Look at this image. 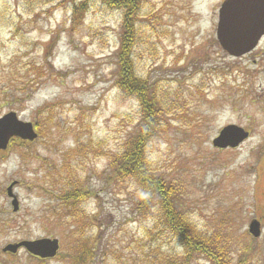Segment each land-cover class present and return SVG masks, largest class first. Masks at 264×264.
<instances>
[{"label": "rangeland", "instance_id": "obj_1", "mask_svg": "<svg viewBox=\"0 0 264 264\" xmlns=\"http://www.w3.org/2000/svg\"><path fill=\"white\" fill-rule=\"evenodd\" d=\"M128 1L136 33L129 58L145 82L148 123L137 94L116 83L124 8L0 0V117L13 111L37 133L0 150V264H213L202 254L189 258L157 202L138 210L135 178L109 171L142 126L145 165L176 188L195 242L222 264H264V153L255 157L264 146V37L232 57L215 36L223 0ZM82 2L86 10L72 24ZM157 105L158 121L150 110ZM228 124L249 138L237 149L214 148ZM13 180L16 212L5 190ZM70 188L80 190L75 212L58 199ZM75 217L82 222L72 224ZM253 218L263 221L257 238L248 233ZM43 237L60 243L44 263L23 249L2 252ZM83 241L90 254L76 261Z\"/></svg>", "mask_w": 264, "mask_h": 264}, {"label": "trees", "instance_id": "obj_2", "mask_svg": "<svg viewBox=\"0 0 264 264\" xmlns=\"http://www.w3.org/2000/svg\"><path fill=\"white\" fill-rule=\"evenodd\" d=\"M125 2V4L122 3ZM116 2V4H115ZM128 0H105V3L109 4L111 7L114 4L118 8H124L125 12L123 13V26L120 39V45L117 49V59H118V70L120 78L116 81L117 86L130 94H137L140 101L144 105L143 112H145V122L148 123L151 112H149L146 107L148 103L145 100L146 96V86L144 81L138 80L132 72V64L129 58L131 52L132 42H134L136 33L133 32V26L131 20L133 19V13L129 9ZM85 2L79 4V6H73L71 14L73 18L71 20L72 24H76L78 19L77 16L79 13L84 12ZM154 104V102H152ZM150 105V104H149ZM157 105L152 110L154 116L152 118L158 121V109ZM153 126V124H151ZM149 132L147 131L146 126H142L141 129L137 132L135 137H132L124 152L117 155L114 160L109 163V171L113 174V177L117 180L131 179L135 178L139 187L141 188V193L139 196V202L136 207L138 210L143 211L152 204L153 201L157 202L162 210L163 217L165 218L166 225L174 234L179 236L183 246L187 249V253L191 254V258L194 254H202L207 259H209L213 264H222L221 256L220 259L215 256V254L208 252L206 247L199 245L195 242L194 235L192 230H190L188 221L181 214V209L178 206V201L176 199L177 190L176 188H171L166 182H164L160 176L156 175L153 171L150 170L149 166L145 165V146L147 142ZM80 190L77 188L64 190L63 195L58 196V199L63 203L66 209L69 211L75 212V204L73 198L77 195ZM77 196V198H80ZM82 217H75L72 224H80L82 222ZM79 234L76 237L77 243L80 240ZM90 244L87 241H83L80 244V247H77L80 254L75 257L74 260L81 261L90 254ZM221 255V254H219ZM218 256V255H217ZM87 259V258H86ZM175 264H187L183 262H178Z\"/></svg>", "mask_w": 264, "mask_h": 264}, {"label": "water", "instance_id": "obj_3", "mask_svg": "<svg viewBox=\"0 0 264 264\" xmlns=\"http://www.w3.org/2000/svg\"><path fill=\"white\" fill-rule=\"evenodd\" d=\"M264 34V0H223L218 8L215 36L220 47L230 56L239 57L251 52ZM36 133L30 122L17 118L13 111L0 117V150L7 148L11 138L32 141ZM248 136L241 127L234 124L224 126L211 141L218 149L236 148ZM12 181L7 187V195L12 197V210L17 211L19 203L12 193ZM248 233L257 238L261 234L260 222L253 218L248 224ZM24 248L29 254L40 259H51L57 255V238L43 237L33 240H21L7 244L4 252L16 253Z\"/></svg>", "mask_w": 264, "mask_h": 264}, {"label": "flooded vegetation", "instance_id": "obj_4", "mask_svg": "<svg viewBox=\"0 0 264 264\" xmlns=\"http://www.w3.org/2000/svg\"><path fill=\"white\" fill-rule=\"evenodd\" d=\"M264 37V36H263ZM262 39V38H261ZM264 44V43H263ZM258 46V45H257ZM263 51H264V45H263ZM249 54V53H248ZM247 55V54H246ZM243 56H245V55H243ZM242 57V56H241ZM263 57H264V53H263ZM254 62V61H253ZM245 130V129H244ZM245 131H247V130H245ZM248 132V137L246 138V140L249 138V135H250V132L249 131H247ZM245 140V141H246ZM244 141V142H245ZM243 142V143H244ZM242 143V144H243ZM242 144H240V146L242 145ZM239 146V147H240ZM238 147V148H239ZM237 149V148H236ZM262 153H264V146H261V147H259V148H257V151L255 152V157H256V159H258L259 158V156L262 154ZM259 220V222H260V224H261V227H262V223H263V221L261 220V219H258Z\"/></svg>", "mask_w": 264, "mask_h": 264}]
</instances>
